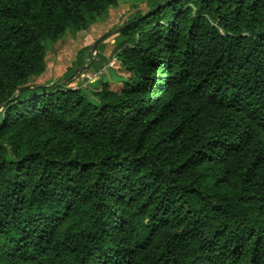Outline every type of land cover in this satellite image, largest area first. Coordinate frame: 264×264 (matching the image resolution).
<instances>
[{
    "label": "trees",
    "instance_id": "16d2710c",
    "mask_svg": "<svg viewBox=\"0 0 264 264\" xmlns=\"http://www.w3.org/2000/svg\"><path fill=\"white\" fill-rule=\"evenodd\" d=\"M123 1L0 0V264H264V0H153L126 79L38 85Z\"/></svg>",
    "mask_w": 264,
    "mask_h": 264
},
{
    "label": "rangeland",
    "instance_id": "374dc122",
    "mask_svg": "<svg viewBox=\"0 0 264 264\" xmlns=\"http://www.w3.org/2000/svg\"><path fill=\"white\" fill-rule=\"evenodd\" d=\"M152 3L153 0H124L86 30L71 31L54 44L47 42V72L38 85L66 81L72 88L90 90L100 82L115 85L126 79L113 58L116 44L121 41L118 31L136 15L146 14Z\"/></svg>",
    "mask_w": 264,
    "mask_h": 264
},
{
    "label": "water",
    "instance_id": "95a60500",
    "mask_svg": "<svg viewBox=\"0 0 264 264\" xmlns=\"http://www.w3.org/2000/svg\"><path fill=\"white\" fill-rule=\"evenodd\" d=\"M98 43H99V41H97V42L93 45V47H92V50H93V51L95 50V48H96V46H97Z\"/></svg>",
    "mask_w": 264,
    "mask_h": 264
},
{
    "label": "built area",
    "instance_id": "2783aa9c",
    "mask_svg": "<svg viewBox=\"0 0 264 264\" xmlns=\"http://www.w3.org/2000/svg\"><path fill=\"white\" fill-rule=\"evenodd\" d=\"M76 89H78L77 87H75V88H72V90H76Z\"/></svg>",
    "mask_w": 264,
    "mask_h": 264
}]
</instances>
